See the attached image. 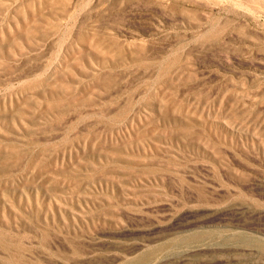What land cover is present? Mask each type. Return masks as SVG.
<instances>
[{
	"label": "rangeland",
	"instance_id": "obj_1",
	"mask_svg": "<svg viewBox=\"0 0 264 264\" xmlns=\"http://www.w3.org/2000/svg\"><path fill=\"white\" fill-rule=\"evenodd\" d=\"M0 264H264V0H0Z\"/></svg>",
	"mask_w": 264,
	"mask_h": 264
}]
</instances>
